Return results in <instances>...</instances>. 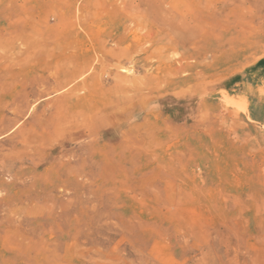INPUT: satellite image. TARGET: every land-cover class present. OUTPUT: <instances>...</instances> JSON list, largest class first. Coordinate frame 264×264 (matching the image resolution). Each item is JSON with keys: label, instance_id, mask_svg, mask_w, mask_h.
Returning <instances> with one entry per match:
<instances>
[{"label": "rangeland", "instance_id": "obj_1", "mask_svg": "<svg viewBox=\"0 0 264 264\" xmlns=\"http://www.w3.org/2000/svg\"><path fill=\"white\" fill-rule=\"evenodd\" d=\"M0 264H264V0H0Z\"/></svg>", "mask_w": 264, "mask_h": 264}]
</instances>
